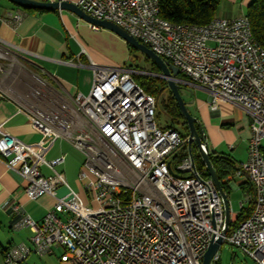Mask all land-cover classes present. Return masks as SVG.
<instances>
[{
    "label": "built area",
    "instance_id": "built-area-1",
    "mask_svg": "<svg viewBox=\"0 0 264 264\" xmlns=\"http://www.w3.org/2000/svg\"><path fill=\"white\" fill-rule=\"evenodd\" d=\"M154 1L79 0L76 6L90 18L123 31L122 20H129L135 32H125L176 67L187 80L177 78L179 86L203 88L211 112L224 103L249 118L247 160L224 181L244 177L253 187V210L230 234L227 230L219 248L227 244L255 264H264V55L249 59L241 17L218 18L213 30H157L155 24L147 23V6ZM24 16L18 10L0 22L14 27ZM140 27L149 28L151 40L142 38ZM81 52L87 63L75 65L90 71L91 86L87 94L77 93L72 99L75 122L70 129L23 114L41 137L28 144L0 124V161L26 183L23 193L30 201L43 196L54 200L39 223L21 206L11 207L16 216L12 230L27 229L31 235L28 244L11 246L2 262L25 264V257L42 258L61 248V260L68 264H201L210 242L223 229V206L211 179L200 177L190 157L175 167L171 164L185 142L178 131L160 124L155 98L133 78L164 77L99 64L85 50ZM6 55L0 46V61ZM5 74L0 64V93ZM60 139L83 156L84 170L80 169L77 179L85 181L83 189L94 207L85 205L56 170L64 157L46 159ZM43 167L49 175L42 173ZM61 188L63 195L58 193ZM250 200L249 195L244 197L238 209ZM228 207L231 211L229 202ZM216 261L217 253L212 264Z\"/></svg>",
    "mask_w": 264,
    "mask_h": 264
},
{
    "label": "crops",
    "instance_id": "crops-1",
    "mask_svg": "<svg viewBox=\"0 0 264 264\" xmlns=\"http://www.w3.org/2000/svg\"><path fill=\"white\" fill-rule=\"evenodd\" d=\"M38 1H59L75 5L79 2ZM219 1L215 19L243 17L253 0ZM18 10L22 9L6 0H0V19ZM23 11L25 16L18 26L12 27L0 22V46L7 54L6 59L0 61L6 70L0 93V124H4L12 137L33 144L41 137L32 129L23 114L49 126L62 123L70 129L75 122L72 99L77 93L87 94L91 86L90 71L75 65L78 61L83 65L87 63L82 49L91 60L99 64L109 65L105 62L109 53L102 37L105 33L100 30L92 31L87 23L69 12ZM208 104L198 105L195 117L202 125L205 142L212 151L211 154L230 157L235 166L245 162L250 138L249 118L229 104L219 103L215 112L209 110ZM60 156L64 157V162L57 166L56 170L62 173L69 185L77 191V175L83 163V156L64 139L54 143L46 159L51 161ZM41 171L44 175H49L46 168H41ZM225 179L221 183L227 191V194L224 192L227 200L231 191L240 192L243 199L248 196L243 191L246 187L244 177H232L227 182ZM25 186L26 183L0 161V249L6 250L17 244H27L31 235L27 229L18 232L12 230L11 227L16 221V216L11 212L13 205L21 206L37 223L41 222L54 206V200L47 196L30 201L23 193ZM58 193L63 195L65 190L61 188ZM238 213L237 206L234 214L230 211V221H234ZM54 249L52 254L46 257H55ZM0 264H4L1 258Z\"/></svg>",
    "mask_w": 264,
    "mask_h": 264
},
{
    "label": "trees",
    "instance_id": "trees-1",
    "mask_svg": "<svg viewBox=\"0 0 264 264\" xmlns=\"http://www.w3.org/2000/svg\"><path fill=\"white\" fill-rule=\"evenodd\" d=\"M219 4V0H159V17L162 20L176 25L205 26L216 18ZM26 12L44 13L47 11L27 10ZM245 18L248 20L253 41L264 50V0H253L246 9ZM145 59L150 64V72L159 75L161 73L159 68L148 58L145 57ZM133 78L137 85L146 94L155 98L157 104L158 119L160 118V112L158 111V109L159 107H161L163 114H165V116L170 119L172 124L176 122L177 124L175 123L174 125H181L179 128L182 130V132H180L177 128L169 126L167 124L164 126L165 128H172L178 131L185 142L188 136V129L174 99L172 98L171 93L168 90L167 83L164 80L158 78H148L141 76H134ZM178 79L187 81L183 77V75H179ZM181 90H183V86H180V93ZM166 91L169 92V96L167 99H164L162 98V93ZM185 103L186 106L188 104L190 105V103ZM188 111L190 112L189 109ZM194 126L200 139L205 142V136L203 134L200 121L198 120V122L195 123ZM189 156H191L200 177L204 180L209 179V175L204 168L197 147L194 144H192L189 148L187 147L186 143L180 146L175 152L171 164H174L175 167L181 162L182 159ZM209 160L212 164L216 177L222 186L223 191L227 194L225 186L221 183V181L227 176L233 175L238 165L235 166L230 157H219L217 155L210 154ZM243 191L246 195H249L251 197V200L246 203V205L241 210H239V213L236 216L235 220L230 222L228 234H230L239 224L247 220L252 213L253 187L248 181H246V187ZM9 248L6 250L0 249V258L2 261ZM213 264H217V261Z\"/></svg>",
    "mask_w": 264,
    "mask_h": 264
},
{
    "label": "water",
    "instance_id": "water-1",
    "mask_svg": "<svg viewBox=\"0 0 264 264\" xmlns=\"http://www.w3.org/2000/svg\"><path fill=\"white\" fill-rule=\"evenodd\" d=\"M12 5L22 9V10H40V11H65L69 12L75 16H77L80 20L84 21L87 24L93 25L97 28L108 30L118 37H120L123 41H125L128 45L138 50L140 54L148 58L152 63H154L160 70L161 76L164 77L163 80L167 83V87L169 92L172 95L183 119L186 123L188 129V136L186 138V145L188 148L194 144L197 147L200 159L204 165L205 170L207 171L209 178L213 182L222 202L223 206V214H224V225L223 229L220 233V236L215 240L211 241L207 250L205 251L202 263L201 264H212V260L216 253L218 252L219 246L222 242V237L226 235L228 230V225L230 223V211L228 207L227 195L224 193L222 186L219 180L216 177L212 164L209 160V155L212 153L210 148L207 146L206 142H203L197 134L194 124L198 122V120L193 117L187 107L186 103L183 101L180 86L177 84V78L179 76V71L176 67L172 66L170 63L163 61L157 55H155L151 50L146 48L145 46L138 43L135 39L129 36L125 31L117 27L116 25L107 22V21H98L90 18L84 12H82L75 4L67 3V2H42L38 0H6ZM191 158V156H189ZM192 164L194 162L191 158Z\"/></svg>",
    "mask_w": 264,
    "mask_h": 264
},
{
    "label": "rangeland",
    "instance_id": "rangeland-1",
    "mask_svg": "<svg viewBox=\"0 0 264 264\" xmlns=\"http://www.w3.org/2000/svg\"><path fill=\"white\" fill-rule=\"evenodd\" d=\"M99 30L105 33V35H103L102 37L104 38L105 41L106 50L109 53L105 58V62L107 64L118 68H124L127 70L150 72L151 67L149 62L145 59V56L140 54L138 50L128 45L116 34L101 28H98V31ZM141 77H148V76H141ZM168 93L169 92L167 91L163 92L162 98L167 99L169 96ZM181 96L183 98V101L190 103V105L188 104L186 107L187 109L190 110L189 113L192 114L193 117L197 115L198 105L202 104L203 106H205L207 105V103H209L208 94L203 90H201L199 87L183 85V90H181ZM158 111L160 112L159 122L161 125L167 124L169 126L177 128L180 132H182V130L179 128L181 125L180 126L174 125L176 122L172 124L170 119L167 116H165V114H163L161 107H159ZM83 170L84 169H81V171ZM84 183L85 181L82 183H78L79 188L77 191L85 205H88L89 207H94L95 205L89 202L88 196L83 189ZM241 201H243V197L240 194V192L231 191V193L228 196V202L230 203L231 206V214H234L237 211V206ZM53 252L55 257L51 256V257L37 258L33 256V258L31 259L29 257L27 262L29 261L28 264H68V262H64L61 260L64 255L63 249H58V250L54 249ZM217 254H218L217 264H255V262L251 258L242 255L235 248L227 244H223L219 248Z\"/></svg>",
    "mask_w": 264,
    "mask_h": 264
},
{
    "label": "bare ground",
    "instance_id": "bare-ground-1",
    "mask_svg": "<svg viewBox=\"0 0 264 264\" xmlns=\"http://www.w3.org/2000/svg\"><path fill=\"white\" fill-rule=\"evenodd\" d=\"M147 15L148 24H155L157 30H164L166 33H184L185 30H213L218 25V19L212 20L205 26L176 25L169 23L159 17V0H155L154 5L147 6ZM241 21L244 35V45L250 49L249 59H257V55H264V50L253 41L250 26L245 16L241 17ZM122 27L126 32H135V24L130 23L129 20H122ZM140 34L144 40H151V33L148 27H140ZM28 258L29 257H25V264H28Z\"/></svg>",
    "mask_w": 264,
    "mask_h": 264
}]
</instances>
